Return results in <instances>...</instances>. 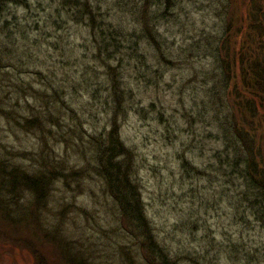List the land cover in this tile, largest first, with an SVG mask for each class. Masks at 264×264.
I'll return each instance as SVG.
<instances>
[{"label":"rangeland","instance_id":"obj_1","mask_svg":"<svg viewBox=\"0 0 264 264\" xmlns=\"http://www.w3.org/2000/svg\"><path fill=\"white\" fill-rule=\"evenodd\" d=\"M174 1L177 6L168 9L158 1L146 5L165 60L143 32L144 9H137L146 4L142 0L100 1L113 24L108 32L126 30L129 42L119 54L104 50L83 23L70 18L64 17L68 22L61 29L30 30L36 22L29 19L44 25L51 16L41 12L49 6L46 0L37 6L33 2L31 9L17 10L13 4L10 10L19 21L8 16L9 22H0V47L9 60L0 62V155L29 173L53 164L70 172L83 170L82 176L55 180L45 202L37 204L31 192L23 191L8 207L11 218L0 212V264H148L124 228L108 186L96 175L93 139L105 137L111 127L110 78L126 91L118 123L135 152V179L163 248L181 264H264V232L252 215L246 222L240 213L235 218L225 210L224 181L214 159L226 149L224 130L216 124V111L206 106L213 91L217 112L228 115L216 49L224 38L231 43L230 53L238 54L247 4L253 12L254 3ZM16 27L32 32L30 41ZM37 35L40 40L34 44ZM229 69L238 81L239 66ZM49 85L60 92L61 107L55 106L61 111L54 116L61 127L49 122L41 107L40 92ZM37 115L41 129L26 122Z\"/></svg>","mask_w":264,"mask_h":264},{"label":"trees","instance_id":"obj_2","mask_svg":"<svg viewBox=\"0 0 264 264\" xmlns=\"http://www.w3.org/2000/svg\"><path fill=\"white\" fill-rule=\"evenodd\" d=\"M100 1L46 0L49 6L42 8L41 12H50L48 15L51 16L49 18L46 17L47 20H45L44 25L37 20L29 19L32 20V23L36 22V30H30L38 33L40 31L47 32V28L50 27L61 29L68 22L64 17L68 20L70 18L75 22L83 23L94 36L93 40L95 42L100 40L101 42L99 41V43L105 45V47L102 45L104 50L113 49V52L119 54L122 52L123 45L129 42L126 30L118 29L114 33L108 32L106 27L109 25L112 28L113 24L110 19L103 15ZM144 1L146 3L144 7L141 8L140 6V8H137L144 9L142 10L143 32H146L145 35L147 34L155 45L157 55L165 60L166 56L161 48V42L157 39L153 28L150 27V23L155 21V18L150 13L149 8L146 9V5L151 2V6H154L153 3L158 1L161 6L165 5L168 9L169 6L176 7L177 4L174 0H142V2ZM252 1L254 3L253 12H250V5L247 4L249 12L247 25L244 31L240 30L238 33H243L238 54L230 53L231 43L227 42V40L225 43L224 38L222 39L223 42L221 41V45L216 49L218 62L216 66H219L222 71V78L219 81L226 102L224 110L227 109L228 115L223 117L222 114L217 112L214 101L218 99H215L213 91H210L209 101L206 102V106L209 104L216 111L218 114L215 117L216 124L221 125L222 131L224 130V138L222 137V139H224L226 149L219 151L214 159L219 161L217 172L221 174L224 181L222 186L224 192L222 194L227 203L225 210H228L232 215L234 214L235 218L240 213L246 222L251 214L259 229L264 232V0ZM33 2L35 1L0 0V17H3L0 22L4 20L9 22L8 16L12 20H18V14L10 10L13 4L17 10L18 7L31 9ZM41 2L43 0H37L35 2L36 6L38 5L37 3ZM55 12L57 15L53 16ZM25 20L28 22L27 19ZM6 23L4 25H10V23ZM15 23L19 24V22ZM227 25L230 32L233 26L230 23ZM30 26L31 23L28 22V27ZM41 26H43L42 29H40ZM16 28L22 33L23 40L30 41L32 32L28 33V29ZM39 40L40 37L37 35L33 39V43L37 44ZM102 48L98 47V50L103 54ZM17 54L20 55V52ZM62 54H66L68 57L65 50ZM1 61L3 64H5L4 62L9 63L8 57L2 55L0 47ZM13 61L12 59L10 60L11 63ZM232 65L234 69L239 66L238 81H234L230 77L231 69L229 68ZM111 76L115 75L111 73ZM110 81L111 86H108L107 92L113 98L111 105L113 109L110 117L111 127L105 137L102 135L103 137L93 139L94 144H96L95 153L98 157L96 175H100L106 186H108V194L114 197L121 219L123 218L125 223L124 228L126 227L128 233L135 238L137 241L136 245L139 244L145 262L148 264H181L177 258L174 259L172 257L170 251L163 248L155 234V229L152 227L151 219L148 217L143 195L135 179V152L123 140V129L120 126L121 124L118 123L120 122V114L125 113L123 105L127 101L126 91L118 80L116 81L113 78L111 80L110 78ZM48 87L50 88L40 92L41 101L43 102L41 107L46 110L45 116L47 120L49 122L51 120L56 121V124L61 127L62 124H60L59 117L54 116L57 115L54 114L56 111H61V108L55 106V103H57L61 107L60 92L52 85ZM48 93H50V96H48ZM220 101L223 103L221 98ZM60 118L62 117L60 116ZM26 122L28 126H33V123L37 124L36 128L38 129H41L40 126L43 124L41 117L38 115L30 116L26 119ZM26 122L18 121L17 123L24 127ZM102 138L103 140H101ZM44 160L46 161V158ZM191 167L193 168L192 165ZM82 175L83 170L81 169H75L70 172L66 170V167L60 169L54 164L53 166L45 165V168L39 172L29 173L23 167L13 164L12 158H5L0 155V212L5 216L4 218L7 216L11 218V209L8 207L16 199L19 200L21 198L23 191L31 192L35 196L36 203L40 204L47 200L50 192L49 187L55 180L62 178L68 180L69 177ZM209 181H211L209 186L214 188V181L210 178ZM191 220L192 218L188 222Z\"/></svg>","mask_w":264,"mask_h":264}]
</instances>
